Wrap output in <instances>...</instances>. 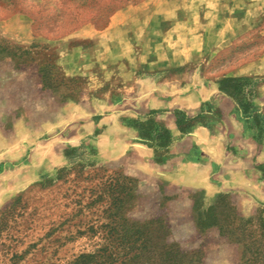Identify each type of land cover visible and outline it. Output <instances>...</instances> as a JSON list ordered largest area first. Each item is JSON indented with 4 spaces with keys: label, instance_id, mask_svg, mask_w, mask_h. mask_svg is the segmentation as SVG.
<instances>
[{
    "label": "rangeland",
    "instance_id": "1",
    "mask_svg": "<svg viewBox=\"0 0 264 264\" xmlns=\"http://www.w3.org/2000/svg\"><path fill=\"white\" fill-rule=\"evenodd\" d=\"M144 1L0 0V264H264V75L220 89L262 55L264 14L199 63L139 71L131 91L126 65L93 56L117 45L96 37L112 17ZM200 80L216 95L193 126L147 110L162 82ZM211 158L208 187L179 185Z\"/></svg>",
    "mask_w": 264,
    "mask_h": 264
},
{
    "label": "crops",
    "instance_id": "2",
    "mask_svg": "<svg viewBox=\"0 0 264 264\" xmlns=\"http://www.w3.org/2000/svg\"><path fill=\"white\" fill-rule=\"evenodd\" d=\"M202 5L206 8L203 9ZM208 8H213L214 11ZM213 14L220 33L209 40L202 23ZM261 14H264L263 0H251L250 5L248 0H145L112 17L108 28L96 37L101 47L106 44L109 34H116L117 45L112 46L113 48H97L92 61L96 62L97 54L99 67H105L101 62H108L109 59L115 60L120 66L126 65L131 70V91H134L139 84L134 76L139 71L179 69L191 63H199L204 53H216L227 47ZM139 45H142L141 48ZM76 53L78 52L75 50H67V69L75 67ZM86 59L84 56L83 60ZM263 75L264 51L258 59L233 71L230 77ZM179 84L173 85L176 88L173 92L172 84L166 81L160 84L161 89L148 90L145 94L147 110L182 109L191 116H197L202 104L216 95L215 87L212 84L205 85L202 80L198 82V88L190 91L180 89ZM192 139L201 148L208 149L216 137L208 129L199 127L194 131ZM212 161L211 158L210 162L197 166L199 175L188 179L185 175L186 178L180 179L179 185L208 187L211 184L209 169ZM194 168L191 166V173H194Z\"/></svg>",
    "mask_w": 264,
    "mask_h": 264
},
{
    "label": "trees",
    "instance_id": "3",
    "mask_svg": "<svg viewBox=\"0 0 264 264\" xmlns=\"http://www.w3.org/2000/svg\"><path fill=\"white\" fill-rule=\"evenodd\" d=\"M120 8V6H117L115 9H118ZM87 21V20H86ZM239 81V78H235V77H225L221 82H220V89L221 90H224L225 88H227V84L229 83H235V82H238ZM199 118V116H196V117H192V118H186L188 123H191V125L193 126V123ZM146 137H149V135H147ZM87 257L86 256H83V257H80V261H78V264H84V261ZM82 262V263H80Z\"/></svg>",
    "mask_w": 264,
    "mask_h": 264
}]
</instances>
